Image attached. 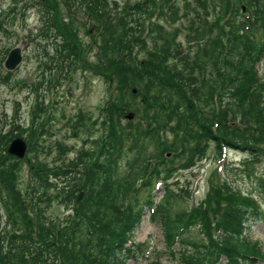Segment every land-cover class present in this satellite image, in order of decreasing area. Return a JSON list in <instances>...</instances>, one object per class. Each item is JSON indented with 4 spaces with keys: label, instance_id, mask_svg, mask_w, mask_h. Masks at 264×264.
I'll use <instances>...</instances> for the list:
<instances>
[{
    "label": "trees",
    "instance_id": "trees-1",
    "mask_svg": "<svg viewBox=\"0 0 264 264\" xmlns=\"http://www.w3.org/2000/svg\"><path fill=\"white\" fill-rule=\"evenodd\" d=\"M180 1H194L204 13H209L208 0H137L122 7L124 17L112 11L119 6L117 1L112 6L108 0L28 2L27 7L43 9L45 28L41 36L56 39V54L42 58L47 62L43 63L47 72L60 67L61 80L67 79L88 64L89 53L100 43L97 60L91 66L105 74L111 71L121 84V95L111 108L102 111L114 134L113 140L103 141L102 157L106 161L94 163L97 152L92 151L85 166L79 165L72 172L61 167L48 168L38 161L32 167L37 170L33 192L27 189L23 193L17 188L22 162L8 152L10 143L21 136L13 131L0 133V150L4 154L0 158V202L9 211L4 225L0 220V264L140 261L144 248L134 242V236L147 212L153 223L161 225L168 254L181 264H256V260L264 258L259 243L244 234L253 221H262L255 198L264 202V174L258 177L246 167L255 166L264 157V79L259 69L264 66V0H209L215 8V21H207L193 31L196 35L190 36L189 43H198L193 57L180 59L181 68H169L167 62L173 49L177 50V35H170L158 22L163 18L176 22ZM62 6L70 13L81 9L89 17L92 25L87 34L95 32L92 42L84 41L66 23ZM16 8L8 13L0 9V33L6 36L8 16ZM16 15L15 12L13 21ZM149 18L157 22L152 27L149 23L148 29ZM145 32L154 36V42H162L159 52L148 49V40L141 41ZM149 38L152 36L145 39ZM133 45L140 48L137 54ZM142 48L144 58L139 56ZM5 52L0 51V84L8 85L11 72L4 74L2 65L9 50ZM202 66L208 67L209 77ZM134 88L137 93L132 92ZM139 97L146 99L142 107L138 105ZM131 113H135L138 123L130 121L123 128L120 119ZM35 117L40 119V113ZM118 126L120 132L116 130ZM78 128L79 125L74 126ZM210 143L216 145L220 160L229 149L246 150L248 157L237 171L231 164L222 184L212 186L209 195L213 210L209 212L205 205L201 206L202 219L196 223L197 210L182 208L183 188H173L171 179L203 161ZM116 145L122 154L124 150L123 155L137 153V158L127 163L128 170L121 163L110 162L111 156H120V152H114ZM149 147L153 148L150 152ZM11 159L14 164H7ZM230 176L254 179L252 193L237 189L227 180ZM141 178L145 183L137 187ZM54 180L61 182L55 186ZM154 184L155 188L160 184L161 198L152 192L144 201L137 195L131 197L146 188L151 190ZM52 187L56 188L61 205L73 207V213L63 222L47 217L48 210L39 208L45 202L43 194ZM82 191L87 202L78 205ZM213 229L215 237L211 235ZM204 233L209 234L208 239ZM147 264L164 263L155 256Z\"/></svg>",
    "mask_w": 264,
    "mask_h": 264
},
{
    "label": "rangeland",
    "instance_id": "rangeland-1",
    "mask_svg": "<svg viewBox=\"0 0 264 264\" xmlns=\"http://www.w3.org/2000/svg\"><path fill=\"white\" fill-rule=\"evenodd\" d=\"M26 1L25 5L24 3L17 5L14 0H0V9L4 12L8 13L10 9L17 7L8 16L7 29H9V34L6 36L0 33V51L6 53L5 51L9 50L2 65L3 71L4 74L11 72L8 85L0 84V133L13 131L15 135L18 134V136L24 138L27 144L30 145L25 159L19 160L22 162V166L18 172L17 188L23 193H26L27 189L28 192H33L35 189L34 174L37 173V170L32 167L37 165L38 161H41L48 168L57 169L61 167L67 172L75 171L79 165L80 167L85 166V161L89 159L88 155L92 151L95 154L97 152L96 157L94 154L95 158L92 160L94 163L106 161L102 157V153L105 152L104 140H113L114 134L110 126H108V117H103L102 111L103 109L111 108L112 102L115 99H119L118 97L121 95V84L112 75L111 71H109L110 74H105L102 69L95 70L91 66L97 60L96 53L101 46L100 43L89 53L86 59L88 64L83 66L82 69H76L75 73H72L67 79L61 80L60 67L47 72L48 69H45L43 64L47 62L43 61L42 58L46 56L52 57L56 54V39H46L41 36L45 28L42 15L43 9L27 7L30 0ZM108 1L111 6L113 1L118 2V8L114 7L112 10L118 17L121 15L124 17L125 9L123 11L122 7L137 2V0ZM85 5L84 3L83 8ZM198 6L194 1L186 3L180 1L179 18L176 22H170L166 18L158 22L170 35H177L175 46L177 50L174 48L171 53L170 61L167 62V67L169 68L173 65L181 68L183 65L180 59L184 61L185 57H193L198 48V43H189V38L196 35L193 31L202 28L203 23L205 24L207 21L214 22L216 19L215 8L210 5L209 0L206 3L209 13H204V10ZM15 12L17 15L13 21ZM61 15L66 18V23H69L77 31L78 36L88 43L92 42V36L95 32L87 34L88 27L92 23H90L91 21L89 22V17L84 15L83 10L79 9L70 13L67 8L62 6ZM130 16L128 15L127 18H130ZM135 18H138V15ZM140 19L142 20V18ZM155 22L157 20L154 18L147 19L146 27L149 29V23L152 27ZM133 26L136 27V23H133ZM149 36H152V39H145ZM142 38L141 41L148 40V49L150 51H160L159 46H162V42H159V44L157 40L154 42L153 35L145 32L144 35L142 34ZM57 42L59 43V40ZM17 47L22 49V62L14 71H8L4 66L5 61L10 51ZM133 47L134 53L137 54L140 48L137 45H133ZM139 56L140 58L146 57L143 48ZM48 66L50 65L48 64ZM202 68L209 77L208 67L202 66ZM262 71L264 73V68ZM198 73L199 71L196 70V74ZM192 76L195 75L193 74ZM50 77L53 80H49ZM142 103L144 104L146 101L144 102V99L139 97L138 105L142 107ZM39 113L40 119L35 117ZM135 118L131 120L133 124L138 123ZM103 122H106L107 125L103 126ZM128 122L130 120L125 119L124 116L120 119V124L123 128L129 126ZM75 125H79L80 128L78 130L74 129ZM116 130L120 132L121 128L118 126ZM97 140L100 143L98 142L99 144L95 145ZM262 149H264V146H262ZM152 150L153 148L149 147V152ZM116 151L120 152V156L118 158L111 156L115 160L112 161L110 158V162L115 165L121 163V167L124 170H128L129 166L127 163L133 158L136 159L137 153L130 152L127 155H123L124 150L122 154V150L118 145L115 146L114 152ZM2 155L4 154L0 150V158ZM247 157L248 152L246 150L229 149L226 157L220 160L217 157L216 145L210 143L203 161L198 162L194 169L180 171L172 177L173 188H183L182 193L185 204H183L182 208L188 211L197 210L196 217L194 216L196 223L202 219V210H199L201 206L205 205L209 212L213 210L214 202L209 195L212 186L221 185L225 180V172H227L228 168L230 170L231 164H233V169L237 171V167L244 165L243 162L247 160ZM14 162L11 159L7 161V164H14ZM246 167L249 168L250 173L264 174V157L255 166ZM226 178L237 189L243 192L252 191V178L242 179L235 176ZM60 182L61 180H54L53 183L58 186ZM144 183L142 178L139 179L137 187ZM37 185L36 183V190ZM158 190L159 188H155L154 184L151 190L146 188L142 192H138L137 196L144 201V198L152 192L156 198H161L162 191ZM56 195L55 187L48 189L43 194L45 202H42L39 208L48 210L47 217L51 219L59 218L63 222L68 214L73 213V207L72 205L70 207L61 205ZM135 195L132 194L131 197ZM86 200L84 199L80 205L83 202H87ZM46 203L49 206H47L48 204L44 205ZM126 204L129 207V201ZM8 213V209L0 202V220L2 225L6 223ZM251 226V228H247L244 234L254 242H258L264 253V221H253ZM214 232L215 229L212 230L211 235L213 234L215 237ZM203 236L206 239L209 238L208 233H204ZM134 241L144 248L143 254L148 258L142 257V260L129 261L128 264H147L148 260L150 258L153 259L155 256H159L164 264H181L178 258L168 254L169 249L165 241L164 231L159 223H153L150 220L148 212L144 222L136 231ZM258 264H264V259Z\"/></svg>",
    "mask_w": 264,
    "mask_h": 264
},
{
    "label": "water",
    "instance_id": "water-1",
    "mask_svg": "<svg viewBox=\"0 0 264 264\" xmlns=\"http://www.w3.org/2000/svg\"><path fill=\"white\" fill-rule=\"evenodd\" d=\"M22 49L20 47L14 48L10 51L7 60L5 61V68L8 71L15 70L20 63L22 62ZM133 93H137V88H134L132 90ZM146 99L144 98V102ZM134 113L128 114L125 116L126 119L132 120L134 118ZM28 149L27 143L20 137L16 138L12 141V143L9 146V154L13 155L19 159H23L26 155V151ZM83 198V193L80 194L78 198V204Z\"/></svg>",
    "mask_w": 264,
    "mask_h": 264
}]
</instances>
